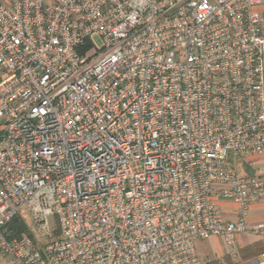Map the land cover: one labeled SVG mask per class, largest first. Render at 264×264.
<instances>
[{
    "label": "built area",
    "instance_id": "1",
    "mask_svg": "<svg viewBox=\"0 0 264 264\" xmlns=\"http://www.w3.org/2000/svg\"><path fill=\"white\" fill-rule=\"evenodd\" d=\"M262 3L0 0V261L206 264L200 239L263 237L264 173L228 159L264 154Z\"/></svg>",
    "mask_w": 264,
    "mask_h": 264
},
{
    "label": "crops",
    "instance_id": "2",
    "mask_svg": "<svg viewBox=\"0 0 264 264\" xmlns=\"http://www.w3.org/2000/svg\"><path fill=\"white\" fill-rule=\"evenodd\" d=\"M259 10L264 14V0L259 6ZM241 161L245 166L243 169L241 168L240 171L248 174L264 173V154L259 156H249ZM222 206L227 218L231 220L237 219L238 207L235 203L224 201ZM247 222L250 225L264 223V200L251 206L247 215ZM208 240H210L212 244V253L205 258L200 257L206 262V264H258L260 255L264 251V236H255L252 234L240 235L238 237L240 252L236 259H232L227 254L223 239L211 238ZM0 264H11L10 258L3 257Z\"/></svg>",
    "mask_w": 264,
    "mask_h": 264
},
{
    "label": "rangeland",
    "instance_id": "3",
    "mask_svg": "<svg viewBox=\"0 0 264 264\" xmlns=\"http://www.w3.org/2000/svg\"><path fill=\"white\" fill-rule=\"evenodd\" d=\"M229 162L232 164V166L238 168L241 170L245 166L244 163H242L240 158H235L232 154H229L228 156ZM242 165V166H241ZM196 248L200 255V257L205 258L208 255H211L212 253V244L210 240H204L200 239L196 242Z\"/></svg>",
    "mask_w": 264,
    "mask_h": 264
},
{
    "label": "trees",
    "instance_id": "4",
    "mask_svg": "<svg viewBox=\"0 0 264 264\" xmlns=\"http://www.w3.org/2000/svg\"><path fill=\"white\" fill-rule=\"evenodd\" d=\"M13 226H15L18 230H21V229H25L26 228V225L25 223L23 222V220L19 219V218H16L14 221H13Z\"/></svg>",
    "mask_w": 264,
    "mask_h": 264
}]
</instances>
